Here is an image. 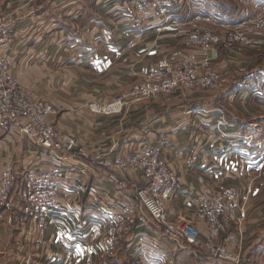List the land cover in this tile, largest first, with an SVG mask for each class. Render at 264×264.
I'll list each match as a JSON object with an SVG mask.
<instances>
[{
  "label": "crops",
  "instance_id": "crops-1",
  "mask_svg": "<svg viewBox=\"0 0 264 264\" xmlns=\"http://www.w3.org/2000/svg\"><path fill=\"white\" fill-rule=\"evenodd\" d=\"M226 5L224 0H182L180 10L171 7L168 15L137 27L134 0H0V10H21L7 40L16 58L13 73L26 92L58 105L56 126L107 154L143 139L160 141L179 177L169 208L175 206L206 231L198 193L230 191L235 215L244 218L240 224L231 216L224 220L226 229L243 239L241 264H264V56L252 58L241 44L197 46L189 37L196 22L218 32L240 25L239 15H224ZM167 56L179 65L190 61L202 70L230 73V79L216 88L194 86L135 100L120 114L90 110V101L107 102L128 91ZM7 155L17 184L0 210V264H235L167 237L147 211L113 250L107 248L99 200L114 186L96 167L78 188L61 192L71 200L67 215L50 223L44 238L32 240L18 224L21 209L14 192L34 163L45 168L52 160L27 140L2 135L0 168ZM95 222L101 225L91 231Z\"/></svg>",
  "mask_w": 264,
  "mask_h": 264
},
{
  "label": "built area",
  "instance_id": "built-area-1",
  "mask_svg": "<svg viewBox=\"0 0 264 264\" xmlns=\"http://www.w3.org/2000/svg\"><path fill=\"white\" fill-rule=\"evenodd\" d=\"M134 3L137 13L132 16L133 23L142 27L156 17L168 15L171 7L180 10L182 0H134ZM20 11L0 10V136L23 138L39 155L46 152L52 160L45 168L34 163L20 186L18 224L24 235L32 240L35 236L44 238L50 223L67 215L71 200L61 192L78 188L90 168L96 167L114 186L111 195H103L99 200L106 215L107 248L113 250L123 234L138 225L140 214L147 211L167 237L187 242L211 258L241 264L243 239L239 233L228 231L224 220V215L231 216L240 224L244 218L235 215L229 201L230 191L204 189L198 193L200 216L207 224L206 231L201 230L193 219L176 212L175 206L169 208L177 198L179 177L164 158L160 141L143 139L135 147L123 145L111 154L101 152L85 139L56 126L58 105L24 90L13 73L16 58L7 45ZM192 29L191 42L205 48L223 41H249L240 30L227 37L197 22L192 24ZM226 80L214 69L202 70L200 64L190 61L179 65L169 56L162 57L154 68L142 73L128 91L107 102L90 101L89 108L97 113L120 114L135 100L194 86L216 88ZM67 159L82 161L85 166H71L66 163ZM13 162L7 155L0 168V210L11 201L17 184ZM100 225V222L93 223L91 231ZM44 252L48 255L47 247Z\"/></svg>",
  "mask_w": 264,
  "mask_h": 264
},
{
  "label": "rangeland",
  "instance_id": "rangeland-1",
  "mask_svg": "<svg viewBox=\"0 0 264 264\" xmlns=\"http://www.w3.org/2000/svg\"><path fill=\"white\" fill-rule=\"evenodd\" d=\"M224 2L227 4L226 10H228L224 15L226 16L231 13L234 18L235 14H237L240 17L239 21L241 22L240 25H231V27L225 29V32H216L229 37L234 31L240 30L248 36L249 41L243 42L236 40L231 43H229V41H223L217 45L214 44V46L225 45L227 47H233L236 44L246 45L250 48L248 49V52H251L250 54L252 55V58H258V56L259 58H262L264 56V3H260L256 6L246 0H224ZM244 67L247 69L246 66ZM244 67H242V69H244ZM238 71L240 72L241 70ZM220 73L221 72L219 71V74ZM229 74L226 76L225 73H221L222 76L225 75L224 77H226L227 80L230 79ZM18 193L19 190L15 191L14 195L18 196Z\"/></svg>",
  "mask_w": 264,
  "mask_h": 264
}]
</instances>
